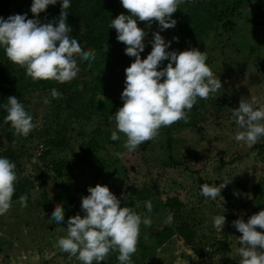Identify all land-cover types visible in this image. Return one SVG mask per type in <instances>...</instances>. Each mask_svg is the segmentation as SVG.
I'll list each match as a JSON object with an SVG mask.
<instances>
[{
    "label": "rangeland",
    "instance_id": "rangeland-1",
    "mask_svg": "<svg viewBox=\"0 0 264 264\" xmlns=\"http://www.w3.org/2000/svg\"><path fill=\"white\" fill-rule=\"evenodd\" d=\"M8 1L7 14L0 16L4 19L24 15L32 4V0ZM207 1L183 0L172 15L176 20L172 29L161 31L158 22L149 25L137 20L146 33L141 59L151 52L153 33L159 32L171 44L181 27L193 24L189 20L195 14L190 9ZM78 10L89 27L99 8L93 0H81ZM100 10L103 21L109 23L120 14L127 15L120 0L101 2ZM225 21L228 24L222 27ZM116 44L114 51L105 53L90 45L82 48L95 50L96 58L89 67V61L77 56L80 71L65 83L34 82L24 68L8 61L10 93L0 98V130L11 128L5 122L10 96L19 99L36 127L27 137L13 130L0 146V157L8 150L6 156L15 163L28 197L27 207H21L17 199L0 215V264H82L75 257L69 259L57 242L67 235L70 217H83L81 198L97 184L107 186L121 207L129 202L142 219L152 221L150 226H140L132 264H239L236 249L241 246V234L232 222L241 218L247 222L264 210V137L251 147L237 142L234 137L241 129L232 110L241 99L251 102L252 97L264 105V0H249L223 18H210L201 52L207 53V65L220 79L222 89L207 99L197 98L192 109L185 110L187 122L162 127L157 138L131 153L123 147L124 134L117 132L120 139L116 141L110 138L117 131L114 114L123 106L125 69L135 59L125 54L123 43ZM6 62L0 47V66ZM167 63L163 61L158 70ZM53 88L61 93L59 98L51 96ZM45 98L48 104L43 102ZM223 181L230 183L220 197L200 194V185L219 186ZM146 201L152 203L151 212ZM57 204L64 209L60 225L51 220ZM169 212L173 213L170 223L166 222ZM217 215L225 216L222 229L213 226L212 218ZM174 225L186 226L192 248L202 251L200 257L175 233L160 244L150 235ZM118 254L110 251L105 264H119Z\"/></svg>",
    "mask_w": 264,
    "mask_h": 264
},
{
    "label": "clouds",
    "instance_id": "clouds-1",
    "mask_svg": "<svg viewBox=\"0 0 264 264\" xmlns=\"http://www.w3.org/2000/svg\"><path fill=\"white\" fill-rule=\"evenodd\" d=\"M57 0H32L30 12L16 14L7 19L0 17V47L7 59L25 69V74L34 82L54 80L70 82L77 77L80 69L76 57L91 62L95 60V50H83L77 39L71 37L67 24V9L70 0H60L61 11L54 22L42 23L35 18L55 5ZM128 15L120 14L111 20L110 27L117 33V41L123 43L125 54L134 57V62L125 69L124 89L121 93L123 106L114 114L117 131L111 133V140L120 139L117 132L124 134L123 147L134 152L144 142L159 136L162 127H170L178 121L188 120L185 110H191L197 98L207 99L222 89L220 79L206 64L207 53L196 48L184 51H167L170 42H165L159 32L153 33L151 52L141 59L145 49L144 30L138 27L137 20L151 25L158 22L160 30L172 29L176 20L172 15L183 0H120ZM174 40L178 38L174 37ZM163 61L166 67L160 69ZM55 88L53 98H59ZM49 103L47 98L43 101ZM254 105H259L255 107ZM5 122L11 125L14 134L27 137L36 127L33 117L25 110L15 96L7 99ZM232 116L241 131L235 135L237 142L248 147L264 137V105L256 97L251 102L239 101V107L232 110ZM120 155V153H116ZM17 181L16 165L8 158L0 157V215L12 206V197ZM230 182L223 181L219 186L208 183L200 185V194L206 198L220 197L221 190ZM87 196L81 198V211L67 221V235L58 239L57 246L82 264H101L110 251H117L119 264H132L131 257L137 251L140 226H150V218H143L133 208L121 207V201L107 186L97 184L87 189ZM28 197H19L21 207H27ZM148 212L152 211L151 201H146ZM51 220L60 225L64 221V209L60 204L54 207ZM173 220L169 212L166 222ZM213 226L222 229L224 215L212 218ZM241 234V245L236 249L239 264H264V210L251 215L247 222L242 218L232 222Z\"/></svg>",
    "mask_w": 264,
    "mask_h": 264
},
{
    "label": "trees",
    "instance_id": "trees-1",
    "mask_svg": "<svg viewBox=\"0 0 264 264\" xmlns=\"http://www.w3.org/2000/svg\"><path fill=\"white\" fill-rule=\"evenodd\" d=\"M93 1L99 8V11L93 13L94 22L92 21L91 26L87 27V23L83 21L78 10L81 0H70V7L66 10L68 14L66 22L72 29L69 35L77 39L80 45H82L83 43V45L81 46L83 49L87 48L88 45H90L99 53L114 51V49L117 48L116 42H118L116 38V30L114 28H111L110 23L107 20L103 21L102 17L100 16V3L104 2V4H106L107 0ZM248 1L249 0H208L206 3H204V5L199 4L191 8L190 11H192V13L195 15H191L192 17L189 21L193 22V24L188 23L189 27H181V30L178 32V34L173 36V38L176 37L178 38V40H174L172 38L170 51L179 52L191 48H196L201 51L202 38L206 32V23L209 22L210 18H223V15L230 12L235 6H244ZM8 4V0H0V16L7 14ZM30 7L31 6L29 5L28 8L24 10V12L29 17V19H32L34 17L30 12ZM60 11V0H57V3L55 5H49L44 12L40 13L38 17L35 18L39 19L42 23L54 22L58 19ZM227 24V21H225L221 26L226 27ZM84 43L88 45L85 46ZM8 61L9 60L7 59V62L0 66V98L10 93V83L7 79L8 71H10ZM12 133V128L0 130V146L6 144ZM169 140L170 139L167 136V144L169 143ZM7 151L8 150L4 151L3 158H7ZM55 172L58 173V169H55ZM26 193L27 189L25 184L17 176V181L15 182V192L12 197V201L19 199L22 194ZM125 205L130 207L131 204L129 202H126ZM168 207H170V205H168L166 208ZM173 233L180 236L183 240V243L186 246H189L197 256H201L200 252L202 251L192 248L190 239L191 234L189 233L185 225H174L173 229L171 230H169L168 228H163L158 230L157 232H151L150 235L157 240V244H160L163 238H166ZM105 260H107V258H105L104 261L101 262V264H105Z\"/></svg>",
    "mask_w": 264,
    "mask_h": 264
}]
</instances>
